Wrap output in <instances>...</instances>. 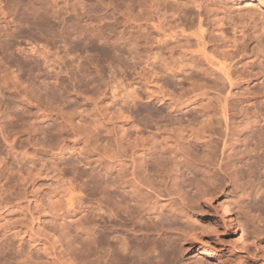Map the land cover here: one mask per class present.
<instances>
[{"label":"rangeland","instance_id":"obj_1","mask_svg":"<svg viewBox=\"0 0 264 264\" xmlns=\"http://www.w3.org/2000/svg\"><path fill=\"white\" fill-rule=\"evenodd\" d=\"M20 1L0 0V264H114L97 225L178 208L170 264H264V0ZM218 200L234 234L211 232Z\"/></svg>","mask_w":264,"mask_h":264},{"label":"bare ground","instance_id":"obj_2","mask_svg":"<svg viewBox=\"0 0 264 264\" xmlns=\"http://www.w3.org/2000/svg\"><path fill=\"white\" fill-rule=\"evenodd\" d=\"M20 2H21L20 0H6V3L8 4L7 8L11 9V11H12L11 5L13 4V7H16ZM13 9H15V8H13ZM11 13H14V15H15L16 12H11ZM13 22H16V21H13ZM154 25H155V23L151 21V26L153 28H157V29L160 28V24H159V26L158 25L154 26ZM16 27H19V26L14 25V27H12V28L15 29ZM49 27H50V29H52L51 26H49ZM196 27L198 29L201 28V20L199 17H197V26ZM51 31H50V33H52ZM6 34H7V38H10V37L13 38L14 37V35H12L11 32L9 35H8V33H6ZM11 45L12 46L19 45L17 39L13 38V40H11ZM201 49L199 52L197 50V52L200 53L203 57H205L206 58L205 60L208 61V63L212 64L213 66H215V65L217 66L218 63H220L217 66L218 67L217 69H222L224 67V62L223 63H221V62L216 63L215 61L217 60V58L216 59L213 58L212 55L206 56L207 52L204 49H202V50ZM179 57H181V56H179ZM172 59H174V58L172 57ZM214 59H215V61H214ZM217 61H219V59ZM3 68H4V71H8L7 69L11 68V67L5 66ZM1 73L3 74V71ZM13 78L16 79L15 81L18 82V84L26 83V80L21 81V80L17 79L16 76H13ZM16 82L14 84H17ZM27 83H28V81H27ZM14 84H13V86H15ZM23 97H25V96H23ZM2 105H4V104L2 103ZM3 107H4L5 111L8 109L6 106H3ZM4 110H3V113L6 116V114H8L9 111L7 110L8 111V113H7ZM9 115H10V113H9ZM8 117L9 116L7 115L5 118H8ZM221 119H222V122L226 125L228 122V116L226 115V113L224 111L221 113ZM10 132H11V130L6 131L3 129H0V135L4 139L5 138L7 139ZM152 137H154V136H152ZM171 138H172V136L170 137V139ZM182 142H183V140L181 141V143ZM220 165H221V161L219 160L218 164L216 165L218 167L216 172H218V170L220 169ZM247 183H248V187L244 188L245 189L244 191H246V192L250 191L251 192L253 190L252 187L254 185L251 186L252 183L249 181ZM255 184H257V183L255 182ZM149 185H151V184H149ZM147 187L150 188V186H146L145 188H147ZM253 192H254V194H253L254 198H257L259 195H261L263 193L261 185L258 184V186L256 187V189ZM146 194L147 193H145V195H143V196L141 195V198H139L140 197L139 196L138 197L139 200H142V201L146 200V197H147ZM68 197L66 199H68L67 201L69 202V204H68V202H66V203L69 206H71L73 204L72 202L74 201L71 198L73 196L71 195ZM70 202L72 203L71 205H70ZM255 204L257 205V203H255ZM259 207L260 206L257 207V209H256L257 211L259 210ZM252 208H255V207H253V205H252L250 210ZM98 209L100 210V207H98ZM230 209H231L230 204L226 200H218L217 203H215V206L212 208V210L214 211V216L211 217L210 219L208 218L211 222V226L209 224V226L211 227V232L217 233L219 231V229L221 228L222 231L227 232L229 234L235 233V231L239 228V224L238 223L236 224L234 222V220H232V218L230 217ZM101 210H103V209H101ZM150 214L152 216L151 217V221H152L151 225L144 226V227L139 228L137 230L134 229L133 227L129 228L128 230H122V228L126 224L125 221L127 222L128 219L127 218L122 219L119 216H116V217H118L117 220L116 219L112 220V221L110 220V221H106L107 224L105 222L103 225H97L93 229L92 235L95 236L96 241L103 239L105 242L106 241L107 242H106V245L103 247H99L98 245L94 246L93 252L99 254L100 255L99 257H104V258H107L109 256H113V255L115 256V254H117V256L114 257L115 258L114 264L119 263V262H117L118 255H121L124 252H126V254H135L139 264H170V248L172 246L171 245L172 240L170 238V234H174V236L177 239L180 238V236L178 237V235H177L178 232L182 231L179 224H181L182 227L183 226L187 227L188 225L191 226L190 224L193 223L192 222L193 215L190 214L186 209L184 210V209H180V208L175 209L174 213H172V212L170 213V210H169L165 216L162 213L158 212V209L151 210ZM248 214H250V213H248ZM106 215L108 216V218L114 217L113 214H111V213H107ZM174 217H178L179 219L175 220ZM180 220H183L184 222L180 221ZM180 222H183V223H180ZM194 222H195V220H194ZM189 226H188V228H189ZM240 226H241V224H240ZM256 227H258V226H256ZM258 228H261V227L259 226ZM258 228H255L254 231L251 233L252 238L250 239V241L254 247H258L259 245H261L260 250L262 252H264V237L260 238V236H264V228L261 231H258L259 230ZM121 231L125 232L128 236L127 237L119 236V234H117V233H119ZM109 239H111L110 241L112 244H117V243L119 244L116 249H114L111 246L112 244L108 242ZM130 242L136 245L135 252L131 251L130 245H129ZM199 254L205 256V257H201L203 259H205L206 257L211 255L209 250H206V249H201V251H199ZM64 263L65 262H62V264H64ZM67 264H73V263L71 261H68ZM97 264H106V263L104 261L103 263L98 262Z\"/></svg>","mask_w":264,"mask_h":264}]
</instances>
